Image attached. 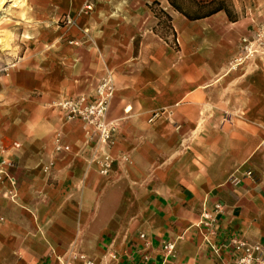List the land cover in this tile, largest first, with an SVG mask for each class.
Segmentation results:
<instances>
[{
    "label": "crops",
    "instance_id": "obj_1",
    "mask_svg": "<svg viewBox=\"0 0 264 264\" xmlns=\"http://www.w3.org/2000/svg\"><path fill=\"white\" fill-rule=\"evenodd\" d=\"M33 7L77 25L0 69V161L12 163L0 180V264H61L73 251L96 264H233L232 236L264 246V55L247 52L264 43V0H230L235 20L224 9L190 19L169 0ZM160 9L173 41L156 31ZM61 42L87 64L58 92ZM107 72L117 162L104 176L83 123L43 99L94 95ZM57 139L71 149L56 151Z\"/></svg>",
    "mask_w": 264,
    "mask_h": 264
},
{
    "label": "built area",
    "instance_id": "obj_2",
    "mask_svg": "<svg viewBox=\"0 0 264 264\" xmlns=\"http://www.w3.org/2000/svg\"><path fill=\"white\" fill-rule=\"evenodd\" d=\"M93 10V4L87 2L79 11V15L89 13ZM63 27L68 30L77 25L76 17L70 14H64L61 17ZM68 36V35H67ZM69 44L80 45L78 39L70 38ZM115 84L111 72L104 75L96 89L94 95L81 93L76 96L58 99L50 103L53 108H58L66 113L68 120H79L83 123L86 144L92 147V157L89 163L94 165L97 172L101 175H109L113 170L115 157L111 152V147L114 145V136L117 130V123L109 120L108 112L111 100L114 97ZM14 147H20L19 142H14ZM71 148L67 144H63L59 139L56 142V151H69ZM12 166L5 160L0 161V180L9 176L8 167ZM204 219L201 221L209 233L215 235L218 233L215 223L216 219L211 217L207 212L203 214ZM3 217H0L2 222ZM143 236V235H142ZM226 247L232 248L233 264H264V246L260 243H249L238 236H232ZM165 248L169 253L173 252L174 245L167 243ZM216 250L218 248L214 246ZM96 264L84 253L72 252L68 258H62L61 264Z\"/></svg>",
    "mask_w": 264,
    "mask_h": 264
},
{
    "label": "rangeland",
    "instance_id": "obj_3",
    "mask_svg": "<svg viewBox=\"0 0 264 264\" xmlns=\"http://www.w3.org/2000/svg\"><path fill=\"white\" fill-rule=\"evenodd\" d=\"M184 6L187 7L188 0H184ZM208 1V0H201ZM222 1V0H215ZM226 4H230V0H223ZM33 7V0H8L4 7L0 9V69L2 67L9 66L18 60L19 57L25 53H33L38 51L40 43H48V41H54L58 35H60V28L63 26L61 17L55 18L54 15L44 14L39 15L35 13ZM207 8H205V11ZM158 12V10H157ZM204 12V10H203ZM161 16V14H160ZM42 17V19H41ZM160 25L157 27L160 33H164L169 41L174 40L172 30L168 28L167 20L161 16ZM63 46H59L56 49L57 59V89L58 92L65 90L72 80L81 78L85 72L87 64L86 57L81 53L79 49H71L67 47L65 42H61ZM109 48V47H108ZM105 46V49L108 51ZM48 47L45 48L47 52ZM247 52L250 54H263L264 55V43H254L249 45ZM46 61H48L46 59ZM111 65L115 62L108 61ZM3 71L0 70V74ZM52 95L49 99H43L46 103L50 104L57 100L59 93ZM60 96V95H59ZM155 117L157 114L155 113ZM15 142V141H14ZM14 144V143H13ZM113 168L117 162V157ZM121 155L119 159H123ZM124 160V159H123ZM126 160V159H125ZM112 173V171H111Z\"/></svg>",
    "mask_w": 264,
    "mask_h": 264
},
{
    "label": "trees",
    "instance_id": "obj_4",
    "mask_svg": "<svg viewBox=\"0 0 264 264\" xmlns=\"http://www.w3.org/2000/svg\"><path fill=\"white\" fill-rule=\"evenodd\" d=\"M170 4L175 7L176 10L182 12L184 15H186L190 19H198L203 18L206 16H209L213 14L214 12H217L219 10H225L230 17V19L235 20L236 14L233 13L232 9L229 7V4H226L225 1H215V0H208V1H201V0H188L187 7L184 6V0H169ZM155 4H159L158 2H155ZM205 8L207 10L205 11ZM192 11L193 14L186 13V11ZM204 10V12H203ZM163 16L167 22H168V28L173 30L172 26V17L170 14H168L165 10L160 9L158 12L156 11V16ZM160 23V21H159ZM158 23V25H160ZM158 31V29H156ZM159 32V31H158ZM162 37H165L164 33H160ZM174 46H178V43L175 41Z\"/></svg>",
    "mask_w": 264,
    "mask_h": 264
},
{
    "label": "bare ground",
    "instance_id": "obj_5",
    "mask_svg": "<svg viewBox=\"0 0 264 264\" xmlns=\"http://www.w3.org/2000/svg\"><path fill=\"white\" fill-rule=\"evenodd\" d=\"M7 1H8V0H3V2L0 3V9H2V8L4 7V5H5V3H6Z\"/></svg>",
    "mask_w": 264,
    "mask_h": 264
},
{
    "label": "snow or ice",
    "instance_id": "obj_6",
    "mask_svg": "<svg viewBox=\"0 0 264 264\" xmlns=\"http://www.w3.org/2000/svg\"><path fill=\"white\" fill-rule=\"evenodd\" d=\"M3 2V0H0V3H2Z\"/></svg>",
    "mask_w": 264,
    "mask_h": 264
}]
</instances>
